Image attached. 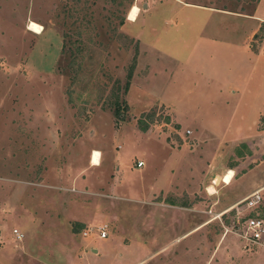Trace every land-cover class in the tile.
Returning <instances> with one entry per match:
<instances>
[{
    "label": "rangeland",
    "instance_id": "obj_1",
    "mask_svg": "<svg viewBox=\"0 0 264 264\" xmlns=\"http://www.w3.org/2000/svg\"><path fill=\"white\" fill-rule=\"evenodd\" d=\"M181 1L248 13L259 2ZM207 20L173 0H0V264H56L57 248L79 264H264V247L246 248L231 232L235 209L213 217L243 199L237 193L264 188V134L211 143L187 118L219 119L227 140L264 132V27L251 42L262 51L247 60L242 39L237 47L210 42ZM199 75L237 87L217 95ZM134 76L138 84L153 77L145 94L132 90ZM167 142L180 154L170 157ZM91 150L100 153L97 168ZM198 151L217 161L206 160L196 182L188 155ZM227 168L247 175L215 185ZM261 195L253 215L264 219ZM34 223L40 229L29 239ZM224 237L239 250L214 256Z\"/></svg>",
    "mask_w": 264,
    "mask_h": 264
},
{
    "label": "crops",
    "instance_id": "obj_2",
    "mask_svg": "<svg viewBox=\"0 0 264 264\" xmlns=\"http://www.w3.org/2000/svg\"><path fill=\"white\" fill-rule=\"evenodd\" d=\"M173 1L178 2L180 5H183L185 7L195 8L197 10H201L203 12L208 13V20H207L208 21V28H206L207 31H205V33H206V36L208 34L210 35L207 37V39L210 42L222 43L223 40L226 39V41H224V42H227V44H229L230 46H236V47L239 46L236 44L241 43L242 46L244 47V51L245 52L247 51V53H246L247 60H250L249 59L250 55L253 56L254 54H259V52L262 51V48L260 47V45H258V48H255V50L251 49L252 48L251 42L253 39H255V40L257 39L258 33L260 32L261 28L264 27V11L261 7L263 0H259V2L256 4L254 10L252 12H249V13L212 7V6L201 4L199 2H191V1L183 2L181 0H173ZM220 22H223L222 24L226 25L223 27L222 31H220L221 27H217L219 25L217 23H220ZM228 22H232L233 26H231ZM130 23H136V21L130 22ZM263 38L264 37L262 36L260 38V41ZM240 39H242L241 42H238ZM235 42H238V43H235ZM261 43H262V41H261ZM144 58H145V55H144ZM144 62H146V61H144ZM152 64L153 63H149V69L151 70V72L153 70ZM198 77H202L206 81V83H205V81L202 82L203 83L202 85L205 88L209 87L210 85H212L213 88L215 87L214 91L217 93V95H225V94H227L228 86H236L234 84L233 85L229 84V82L228 83H226V82L221 83L219 78H217L214 75L212 77H208L206 79H205V77H203V75H199ZM138 78H139V81H141V82H139V84H138L136 81V76H134L132 90L134 89V87H136V90H140V92H142V95H143L146 93V91H148L147 89H149V88L146 89V87H144L146 81L147 80L151 81V79H152V82H153V77H151L150 79H149V77L148 78L147 77H144V78L138 77ZM135 81H136V83H135ZM212 86H210V88ZM152 87L153 86H151L150 89H152ZM149 91H151V90H149ZM154 93H155V96L158 97L161 101L168 103V101L163 100L164 97H163L162 93H158V92H154ZM161 97H163V98H161ZM174 111L176 112L177 124H181L182 122H184V116H182L181 114L179 115L180 112H178L176 108H174ZM181 113H183V112H181ZM187 118H190L191 120H193L197 123V125H198L197 128L200 129V132H201L200 137L208 138L209 142H211V143H214V142H221V143L241 142V143L249 144V143L253 142V140L256 137L262 136L264 134V132L261 134L260 131L259 132L256 131V132H252V134H250V135L249 134L248 135H238L234 140H227L226 135L228 132H227V130L226 131L220 130L221 127L218 124L219 119L213 118L211 120V119H209L208 115H206V117H204V115H200V114H195L194 116L189 115ZM231 123L232 122L229 121L227 123V125L225 126V129H227ZM186 134H187V131H186ZM197 139H199V137ZM172 143L167 142V144H169L171 146L170 147L171 148L170 157L174 156V155H178L181 152L180 150L175 149L172 146ZM94 151H96V150L90 151L89 156H88V163H89V167L97 168L99 165H97L93 162ZM188 156L193 158V161L195 163L193 168L190 170V174L195 177L196 182L201 180V178L203 177L202 171H207V172L209 171V169H207L205 167L206 160L210 163V165H208L209 167L214 165L215 161H217V156L214 154L210 157L207 156V157L200 158L199 151L195 154L189 153ZM100 162H101V157H100ZM262 168H264V164L262 165ZM231 170L233 171L234 175H233L229 184H232V185L237 183V182H240L237 180H242V178H245V176L247 175V174H244L239 179H236L234 177L235 176V168H227L225 174L226 173L228 174V172H230ZM223 175L224 174H222V176ZM218 177H221V176H218ZM221 181H222V178H221ZM224 185H226V184H224ZM226 188H228V187H226ZM256 189H257V187H256ZM256 189H247L244 191V193H242V192L237 193L236 192L237 193L236 195L240 196V198L241 197L244 198ZM262 190L264 191V188L261 189V192H262ZM232 196H235V195H232ZM234 201L230 202V204L233 203ZM262 204L260 205V207L262 206ZM260 207L258 209H260ZM37 225H38L37 223H34L32 225V227L30 228L31 229L30 232H28L27 230L24 229L25 231H27L28 238L30 237L29 239H31L34 235H36V232L33 230L34 228L37 229V231L40 229L39 227H37ZM66 237H67V235H66ZM106 238H104V239H106ZM182 238H183L182 236L177 237L176 239L173 240L172 243L165 246L164 248H168L169 246L173 245L174 243L180 242L182 240ZM222 248H223V253H226L227 251L234 252V251L239 250V246L236 244V241L233 238H225L224 237L222 239V241L220 239V241L215 244L216 250L213 252L214 256H218L219 254H221ZM57 249L58 250H56V253H58V254L56 256V264H76V263L79 264L78 261L80 259H77L74 261V259L72 257L70 259L68 258L69 256H71V252H72L71 250L59 249V248H57ZM65 251H69V253L68 254L63 253ZM93 251L96 252L97 250L94 249ZM160 251H161V249L159 251H157L156 253H159ZM84 255L85 256L82 258L87 259L88 258L87 255L86 254H84Z\"/></svg>",
    "mask_w": 264,
    "mask_h": 264
},
{
    "label": "built area",
    "instance_id": "obj_3",
    "mask_svg": "<svg viewBox=\"0 0 264 264\" xmlns=\"http://www.w3.org/2000/svg\"><path fill=\"white\" fill-rule=\"evenodd\" d=\"M187 133L189 132L187 131ZM142 166L143 162L137 163L138 168ZM261 203V190L257 189L232 205L234 206L232 209H235L236 213L233 216V220L235 221H232L233 225H231V232H233L245 243L246 248L254 246L264 247V219L253 215V212L260 207ZM238 206H242L241 211L237 209ZM231 210H223L214 214L213 217L221 221L222 218ZM249 212L252 213L250 214ZM241 213H243V215ZM209 214L212 215V212L209 211ZM98 234L100 239L106 238L107 232L105 230V226L98 229ZM13 235L19 241H21L24 236L18 230H13ZM84 235H87V233L85 232Z\"/></svg>",
    "mask_w": 264,
    "mask_h": 264
},
{
    "label": "bare ground",
    "instance_id": "obj_4",
    "mask_svg": "<svg viewBox=\"0 0 264 264\" xmlns=\"http://www.w3.org/2000/svg\"><path fill=\"white\" fill-rule=\"evenodd\" d=\"M138 13H139V9L137 6H133L132 9H131V12L129 14V21L131 22H135L136 19H137V16H138ZM29 31L34 33V34H41L43 29L41 28L40 25L34 23V22H31L29 24ZM93 162L97 165H100V153L98 151H94L93 153ZM233 171L231 170L228 174L225 175V177L222 178V181L226 184H229L232 177H233ZM221 180L220 177H217V179L215 180V185ZM209 192L210 193H213L214 190H213V187H209ZM234 206H231L230 208L227 209V211L231 210Z\"/></svg>",
    "mask_w": 264,
    "mask_h": 264
},
{
    "label": "trees",
    "instance_id": "obj_5",
    "mask_svg": "<svg viewBox=\"0 0 264 264\" xmlns=\"http://www.w3.org/2000/svg\"><path fill=\"white\" fill-rule=\"evenodd\" d=\"M132 68L130 69V71L128 72V75H127V79L130 80L131 77H132ZM126 91H127V87H126ZM262 125L264 126V114L262 115L261 119H260ZM140 122V121H139ZM140 124V123H139ZM145 129V128H144ZM242 147H244L246 150H247V154H250V150L247 148V146H245V144H241ZM236 153H238V155L242 156V154H240L239 152H237L236 150Z\"/></svg>",
    "mask_w": 264,
    "mask_h": 264
}]
</instances>
